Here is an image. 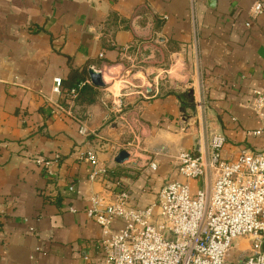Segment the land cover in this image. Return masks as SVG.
<instances>
[{"label": "crops", "instance_id": "crops-1", "mask_svg": "<svg viewBox=\"0 0 264 264\" xmlns=\"http://www.w3.org/2000/svg\"><path fill=\"white\" fill-rule=\"evenodd\" d=\"M255 2L0 0V264H83L101 236L87 197L113 180L145 202L172 182L195 194L202 181L179 174L176 157L205 154L214 133L226 138L225 158L264 151V137L249 136L264 128L250 107L264 92ZM139 48L144 79L125 90L128 81L108 83L106 71L125 76L121 62ZM90 67L103 70L105 88L92 85ZM87 81L78 99L65 94ZM122 150L130 159L118 164ZM89 154L115 176L91 182ZM55 155L50 170L38 162Z\"/></svg>", "mask_w": 264, "mask_h": 264}, {"label": "built area", "instance_id": "built-area-1", "mask_svg": "<svg viewBox=\"0 0 264 264\" xmlns=\"http://www.w3.org/2000/svg\"><path fill=\"white\" fill-rule=\"evenodd\" d=\"M250 14L253 20L264 15V2L256 0ZM87 84L71 90V98ZM54 92L62 94L61 79H55ZM250 107L264 120V92H254ZM122 108L120 101L119 113ZM249 136L264 137V128ZM225 145V136L214 133L205 154L177 155L179 174L202 181L195 194L188 183L172 182L145 202L121 180H113L104 193L90 194L88 215L101 236L83 249V264H264V151L243 149L228 159L222 154ZM59 159L38 162L50 170ZM87 159L94 166L90 181L106 182L107 169L92 154ZM150 169L157 165L151 163Z\"/></svg>", "mask_w": 264, "mask_h": 264}, {"label": "rangeland", "instance_id": "rangeland-1", "mask_svg": "<svg viewBox=\"0 0 264 264\" xmlns=\"http://www.w3.org/2000/svg\"><path fill=\"white\" fill-rule=\"evenodd\" d=\"M129 55H133V54H129ZM128 57H125L124 60L121 62L124 64V67L127 70L126 71L127 74L125 73V76H123L124 74L122 75V74L116 73L114 71H112L113 73H111V74H110V72L106 71V78L108 79L109 82H112V81H121V82L126 81L127 82L128 81V83L124 84V86H125L124 90L128 89V87L132 88V86L136 85L137 76H140L144 79L142 74L136 75L138 73L137 71L141 69L140 67H142V64H138V61H135V60H129ZM102 71L103 70H101V72ZM145 80H146V78H145Z\"/></svg>", "mask_w": 264, "mask_h": 264}, {"label": "water", "instance_id": "water-1", "mask_svg": "<svg viewBox=\"0 0 264 264\" xmlns=\"http://www.w3.org/2000/svg\"><path fill=\"white\" fill-rule=\"evenodd\" d=\"M88 74H89V78H90V81H91L93 86H95L97 88H105L106 87V84L104 82V78H103L101 71H97L93 67H90ZM147 91L150 92L151 89L148 88ZM129 159H130V154L126 150H122L118 154V156L116 157L115 162L118 164H123L126 161H128Z\"/></svg>", "mask_w": 264, "mask_h": 264}, {"label": "trees", "instance_id": "trees-1", "mask_svg": "<svg viewBox=\"0 0 264 264\" xmlns=\"http://www.w3.org/2000/svg\"><path fill=\"white\" fill-rule=\"evenodd\" d=\"M130 51H131V50H130ZM132 53H133V52H132ZM75 78H77V80H78V77H75ZM85 79H86V75H85V77L80 78L79 81L82 82V81H84ZM70 82H71V81H70ZM78 87H79V84H78L77 87H75V88H78ZM86 87H87V85H86ZM84 89H85V87L82 88V89L78 92V96H77L74 100L78 99L79 96H81V93L84 91ZM90 89L94 90L93 87H90ZM64 92H65V91H64ZM62 93H63V88H62ZM65 94L68 95V97L70 98V97H71V95H70V94H71V89H69L68 91H66ZM94 94H96V92H93V95H94ZM107 172H108L110 175L115 176L113 171L108 170Z\"/></svg>", "mask_w": 264, "mask_h": 264}, {"label": "bare ground", "instance_id": "bare-ground-1", "mask_svg": "<svg viewBox=\"0 0 264 264\" xmlns=\"http://www.w3.org/2000/svg\"><path fill=\"white\" fill-rule=\"evenodd\" d=\"M104 82H106V81H104ZM107 82H109L108 79H107Z\"/></svg>", "mask_w": 264, "mask_h": 264}]
</instances>
